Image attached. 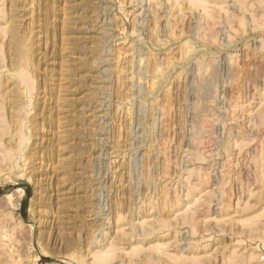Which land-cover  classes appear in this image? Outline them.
Here are the masks:
<instances>
[{
    "label": "rangeland",
    "instance_id": "obj_1",
    "mask_svg": "<svg viewBox=\"0 0 264 264\" xmlns=\"http://www.w3.org/2000/svg\"><path fill=\"white\" fill-rule=\"evenodd\" d=\"M102 263L264 264V0H0V264Z\"/></svg>",
    "mask_w": 264,
    "mask_h": 264
},
{
    "label": "bare ground",
    "instance_id": "obj_2",
    "mask_svg": "<svg viewBox=\"0 0 264 264\" xmlns=\"http://www.w3.org/2000/svg\"><path fill=\"white\" fill-rule=\"evenodd\" d=\"M138 66H139V65H138ZM196 68H197V66H196ZM201 69H202V67H201ZM199 71H200L199 73H201V70H199ZM199 75H200V74H199ZM16 166H17V165H16ZM3 181H4V180H3ZM109 258H110V257H109ZM230 261H231V260H230ZM234 261H235V260H234ZM234 261H233V262H234ZM233 262H232V263H233ZM228 263H229V262H228ZM230 263H231V262H230ZM102 264H103V263H102Z\"/></svg>",
    "mask_w": 264,
    "mask_h": 264
}]
</instances>
